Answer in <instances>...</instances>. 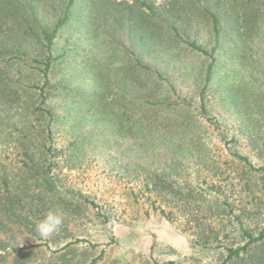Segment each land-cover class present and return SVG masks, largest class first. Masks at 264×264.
<instances>
[{"label": "trees", "instance_id": "16d2710c", "mask_svg": "<svg viewBox=\"0 0 264 264\" xmlns=\"http://www.w3.org/2000/svg\"><path fill=\"white\" fill-rule=\"evenodd\" d=\"M89 157L198 264H264V0H0V264H108L77 230L109 212L61 174Z\"/></svg>", "mask_w": 264, "mask_h": 264}, {"label": "rangeland", "instance_id": "374dc122", "mask_svg": "<svg viewBox=\"0 0 264 264\" xmlns=\"http://www.w3.org/2000/svg\"><path fill=\"white\" fill-rule=\"evenodd\" d=\"M161 1L154 0L157 4ZM61 174L67 183L109 212L106 223L86 222L77 230L80 239L97 242L105 250L106 263L167 264L173 260L177 264H198L215 260L214 255L189 245L191 236L180 227L183 219L172 223L163 217L158 208L154 209L157 203L139 190L138 182L109 171L92 157L74 168H63Z\"/></svg>", "mask_w": 264, "mask_h": 264}, {"label": "clouds", "instance_id": "9594fccd", "mask_svg": "<svg viewBox=\"0 0 264 264\" xmlns=\"http://www.w3.org/2000/svg\"><path fill=\"white\" fill-rule=\"evenodd\" d=\"M63 223L62 215L49 211L37 224V231L42 238H50L56 234ZM21 244V243H20Z\"/></svg>", "mask_w": 264, "mask_h": 264}]
</instances>
